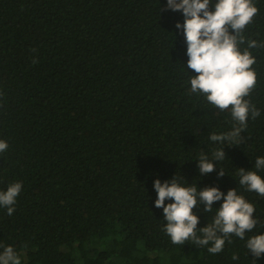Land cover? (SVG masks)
Instances as JSON below:
<instances>
[{
  "label": "trees",
  "instance_id": "obj_1",
  "mask_svg": "<svg viewBox=\"0 0 264 264\" xmlns=\"http://www.w3.org/2000/svg\"><path fill=\"white\" fill-rule=\"evenodd\" d=\"M253 4L242 52L250 40L264 43V0ZM162 8L167 0H0V140L9 145L0 191L23 182L13 214L0 207V245L13 246L21 264H264L246 247L264 234V197L237 174L264 179L254 168L264 157V48L249 49L256 85L244 98L260 116L238 146L213 143L210 133L232 129L231 112L189 94L198 74L175 27L184 16ZM222 147L226 159L201 176L200 152L211 158ZM176 175L198 191L236 189L260 223L243 240L231 234L218 254L211 244H173L154 181ZM222 202L193 209L197 228Z\"/></svg>",
  "mask_w": 264,
  "mask_h": 264
},
{
  "label": "clouds",
  "instance_id": "obj_2",
  "mask_svg": "<svg viewBox=\"0 0 264 264\" xmlns=\"http://www.w3.org/2000/svg\"><path fill=\"white\" fill-rule=\"evenodd\" d=\"M164 10L181 11L184 16V22H178L175 27L183 31L188 46L187 69L198 74L191 76L189 94H203L220 111L231 112L234 121L232 129L221 134L210 133L208 138L223 146H238L243 142L241 133L247 129L249 118L254 120L261 114L251 100L244 98L256 85V73L251 67L256 61L249 49L264 48V43L250 40L243 52L239 47L245 43L243 30L257 14V7L253 0H167V8H162ZM32 62L38 63V58H33ZM8 147L6 141L0 140V153ZM224 159V147L214 150L211 158L201 151L197 165L201 176L212 173L217 162ZM254 168L264 170V157H257ZM237 174L239 185L264 197V179L257 171L238 168ZM224 175L225 171L221 168L218 177ZM22 187L23 182H13L5 191H0V207H5L8 215L15 211L13 206ZM154 188L157 193L155 206L163 208L167 222L162 230L170 236L173 244H184L189 240L198 247L211 244L208 252L218 254L223 251L226 240L231 243V234L243 240L246 232H251L260 223L258 218H254L253 204L239 195L236 189H230L227 194L219 187L199 188L198 191L196 186H184L177 175L164 182L156 179ZM166 200L172 202L166 205ZM219 201L223 202L212 222L197 228L199 216L193 209L203 205V211L210 213L213 204ZM246 247L254 257L260 258L264 255V234L247 239ZM0 248L3 249L0 264H21L13 246L0 245ZM232 259L238 260L239 256L233 255Z\"/></svg>",
  "mask_w": 264,
  "mask_h": 264
},
{
  "label": "rangeland",
  "instance_id": "obj_3",
  "mask_svg": "<svg viewBox=\"0 0 264 264\" xmlns=\"http://www.w3.org/2000/svg\"><path fill=\"white\" fill-rule=\"evenodd\" d=\"M197 256H199V254L198 253H196V254H193V255H190V256H187V260H193L195 257H197Z\"/></svg>",
  "mask_w": 264,
  "mask_h": 264
}]
</instances>
